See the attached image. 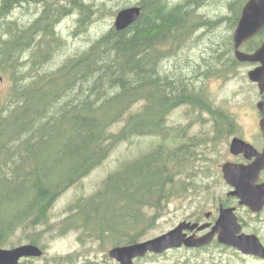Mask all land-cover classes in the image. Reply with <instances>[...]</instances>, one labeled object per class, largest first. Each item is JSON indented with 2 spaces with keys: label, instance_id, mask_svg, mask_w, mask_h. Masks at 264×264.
I'll return each instance as SVG.
<instances>
[{
  "label": "trees",
  "instance_id": "trees-1",
  "mask_svg": "<svg viewBox=\"0 0 264 264\" xmlns=\"http://www.w3.org/2000/svg\"><path fill=\"white\" fill-rule=\"evenodd\" d=\"M96 1L68 0L61 8L46 5L25 25L10 17L21 0H0V75L11 80L10 90L0 99V248L13 246L17 231L47 224L58 197L102 163L118 142L134 135L184 138L186 126L167 125L169 113L181 105L210 114L213 139L241 129L194 82L201 75L208 78L211 68L194 70V75L164 68V61L194 32L220 21L197 14L208 0H140L136 5L141 14L128 28L112 26L87 48L54 64L65 44L61 18L72 12L74 34L85 33ZM246 1L230 2L232 27ZM233 45L231 36L229 51H234ZM224 60L229 66L222 71H230L237 61L234 54ZM140 101L141 110L130 113ZM123 120L118 132L110 131ZM199 141L193 138L176 148L160 144L108 174L93 194L69 207L63 231L81 229L80 237L111 245L140 241L156 219V214L146 216V209L162 207L176 177L195 161L198 154L192 147ZM27 239L39 243L34 236Z\"/></svg>",
  "mask_w": 264,
  "mask_h": 264
},
{
  "label": "rangeland",
  "instance_id": "rangeland-1",
  "mask_svg": "<svg viewBox=\"0 0 264 264\" xmlns=\"http://www.w3.org/2000/svg\"><path fill=\"white\" fill-rule=\"evenodd\" d=\"M138 1L140 0H97L94 6L95 14L88 25V30L78 35L74 34L77 28L76 15L72 12L64 15L60 20L59 30L65 44L57 54L54 64L58 65L68 55L87 48L94 39L114 26L120 9L136 5ZM232 1L208 0L198 8L196 11L199 16L213 20L220 19V21L213 28L202 27L194 32L185 45L174 49L175 56L164 61V68L179 69L189 74L194 70L203 72L211 68L208 78L201 75L194 82L197 86L204 87L215 107L228 111L240 123L241 130L236 134L213 139L215 131L210 114L190 105H181L169 113L167 125L170 128L186 126L187 135L184 138L174 140L164 139L160 135H134L118 142L102 163L58 197L50 210V220L47 224L29 231L19 230L13 235L11 240L14 247L30 243L27 239L29 235L38 239V244L44 250L42 256L23 258L21 262L24 264H121L109 255V250L115 245L89 236L80 237L81 229L72 228L63 231V220L70 214L69 207L79 198L93 194L108 174L120 170L126 163L141 157L160 144L168 148H176L185 141L190 142V139H200L192 147L198 154L195 161L191 163V167L183 170L176 177L175 188L173 187L174 190L172 188L169 198L163 201L162 207L158 209H146V216L151 217L156 214V219L140 241L168 232L182 221L197 222L206 219V213L211 211L218 216L220 204L225 202L231 189L223 176L222 165L233 158L230 145L234 136L241 134L244 137H252L257 131V113L259 114L257 104L261 99L258 86L253 84L248 76L253 65L238 62L234 64L233 69H229L230 71L221 70L229 66L224 60L228 54L230 56L234 54V51L228 49V41L236 29L232 27L228 18L232 15L229 8ZM68 3V0H21L14 7L10 17L17 18L21 24L27 25L45 9L46 5L61 8L62 4L68 6ZM245 3L243 2L242 6ZM27 57L28 54L25 58ZM219 57L221 62L218 61ZM10 86V78L4 76L0 80V99L3 100ZM143 105L142 101L136 103L130 113L140 111ZM123 124L124 120L115 123L110 131L118 132ZM226 205H228L226 207H238L237 216L242 218L245 231L260 235L264 243V211L254 214L232 200ZM13 246L9 243L4 248ZM135 264H264V259L243 254L215 240L203 249L181 247L160 254L148 253L144 257L137 258Z\"/></svg>",
  "mask_w": 264,
  "mask_h": 264
},
{
  "label": "water",
  "instance_id": "water-1",
  "mask_svg": "<svg viewBox=\"0 0 264 264\" xmlns=\"http://www.w3.org/2000/svg\"><path fill=\"white\" fill-rule=\"evenodd\" d=\"M141 14L138 5L124 7L116 15L114 27L124 30L135 22ZM264 29V0H248L243 6L237 27L233 33L235 56L241 62H257L259 65L248 73L249 79L259 84L264 93V42L255 52L241 49L243 43ZM3 77L0 75V80ZM263 114L262 129L264 132V100L258 104ZM230 150L234 154L245 153L248 157L256 155V160L249 166L233 162L222 165L223 176L228 184L234 187L229 195L237 196L241 205L249 207L253 212L264 208V183L257 184L260 172L264 170V152L258 154L249 143L239 137L233 138ZM207 213L206 217H210ZM210 228L204 235L189 234V231H203ZM217 237L218 241L237 248L243 254L264 259V244L256 234L243 232L242 225L236 214L235 207L220 204L219 215L214 224L208 222L182 221L176 227L154 238L135 243L116 245L109 250L110 257L121 264H135L136 258L148 253L160 254L165 251L187 247L199 248L210 244ZM43 249L34 243H26L12 248H0V264H19L23 258L40 257Z\"/></svg>",
  "mask_w": 264,
  "mask_h": 264
},
{
  "label": "flooded vegetation",
  "instance_id": "flooded-vegetation-1",
  "mask_svg": "<svg viewBox=\"0 0 264 264\" xmlns=\"http://www.w3.org/2000/svg\"><path fill=\"white\" fill-rule=\"evenodd\" d=\"M17 4H19V3H17ZM132 6H134V5H132ZM258 41H259V43H258ZM264 42V29L263 30H261L259 33H257L254 37H252L251 39H249L248 41H246L245 43H243V45L241 46V49L242 50H244V51H246V52H255L259 47H260V45L262 44ZM233 43H234V41H233ZM233 47H234V45H233ZM234 54H235V49H234ZM235 59L238 61V62H241V61H239L236 57H235ZM237 61L235 62V63H237ZM241 63H244V64H249V65H253V68L252 69H254L255 67H257L258 65H259V63H255V62H248V61H245V62H241ZM252 69H250V70H252ZM250 70H249V72H250ZM248 72V73H249ZM253 82V81H252ZM253 84H256L257 86H258V89H259V96H260V100H259V102H258V104L260 103V102H262V100H264V93H262L261 92V89L259 88V84L258 83H256V82H253ZM258 104H257V109H259L258 108ZM262 118H263V114H262V112L259 110V114L257 113V119H258V127H257V131L256 132H254V135L252 136V137H244L243 135L241 136V134H239L238 136H234L233 138H235V137H239V138H241V139H243L244 141H246V143H249L250 145H252V147L255 149V151L258 153V154H260V153H263L264 152V132H263V129H262V126H261V123H262ZM238 122V121H237ZM239 123V122H238ZM239 125H240V123H239ZM241 130V129H240ZM239 130V131H240ZM237 132H235L234 134H236ZM230 152H231V154H232V156H233V158H232V160H229V162H233V163H237V164H244V165H246V166H249V165H251L255 160H256V158H257V156L256 155H253V156H250V157H248L244 152L243 153H240V154H234V153H232V151L230 150ZM228 162V161H227ZM227 182V181H226ZM261 183H264V170H262L261 172H260V176H259V179H258V181H257V184H261ZM229 186H230V191L231 190H234L235 188L234 187H232L230 184H228ZM229 191V192H230ZM229 192H228V197H227V199L225 200V202H222V203H224L225 204V206H228V205H226V203H228L230 200H232V201H236L237 203H238V205L239 206H241L242 208H246V209H248L249 211H251V212H253L249 207H247V206H244V205H241L240 203H239V201H240V199L237 197V196H235V195H229ZM233 207V206H232ZM236 208V207H235ZM237 211H238V207L236 208V214H237ZM262 211H264V208L262 209ZM262 211H260V212H262ZM260 212H253L254 214H259ZM208 213H211L210 214V217H206V215H205V218L206 219H200V220H198L197 222H199L200 224H205V223H208V222H210V223H212V224H214L215 222H216V220H217V217L218 216H216L215 214H214V212H208ZM207 214V213H206ZM219 215V214H218ZM238 215V214H237ZM238 219H239V221H240V223H241V225H242V230H243V232H245V233H250V232H246L245 230H246V227H245V225H244V222H243V220H242V218L240 217V216H238ZM207 231H210V228H208V229H206V230H203V231H198V230H195V231H189V234H193V233H197V235L198 236H201V235H204V234H206L207 233ZM250 234H256V233H250ZM260 239H261V241H262V238H261V236L260 235H258V234H256ZM217 241L218 243H219V241H218V239H217V237L210 243V244H208V245H204V246H202V247H199V248H194V249H203V248H206V247H208V246H210L214 241ZM262 243H263V241H262ZM217 244V243H216ZM219 244H221V243H219ZM264 244V243H263ZM223 245V244H222ZM224 246H226V245H224ZM227 247H230V246H227ZM232 248H234V247H232ZM236 249V248H235ZM237 250V249H236Z\"/></svg>",
  "mask_w": 264,
  "mask_h": 264
}]
</instances>
